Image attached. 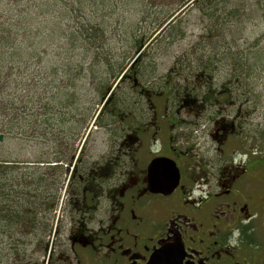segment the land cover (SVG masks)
I'll list each match as a JSON object with an SVG mask.
<instances>
[{"label": "trees", "instance_id": "obj_1", "mask_svg": "<svg viewBox=\"0 0 264 264\" xmlns=\"http://www.w3.org/2000/svg\"><path fill=\"white\" fill-rule=\"evenodd\" d=\"M194 1L159 0L162 8L156 25L140 32L138 8L147 9L149 3L145 0H0V135H5L0 141V264H32L24 261L31 248L33 253L37 252L31 256L33 264H45L48 249L60 245L65 234L78 223L76 203L80 195L73 188L81 185L79 193L84 194L83 188L90 182L80 179L77 173L64 190L65 164L72 161L79 149L75 142L80 125L90 114L106 130L108 139L102 149L87 145L86 155L113 165L122 161L112 149L120 145L121 138L118 143L117 138L123 137L122 127L130 118L128 126L133 132L140 128L142 134L151 136L153 122L159 121L164 113L169 117L177 115L176 104L185 107L182 98H206L209 107H214L228 99L230 92L231 98L243 91L248 98L253 97L251 85L255 80L250 77L251 68L259 63H249L238 53L231 70L234 75L228 80L231 87H226L224 82L222 91L213 76L226 63L218 55H209L207 62L198 64L195 86L189 77H185L186 83L173 80L175 67L170 69L163 85L159 83V88L163 87L161 91L158 86L135 77L134 69L138 67L132 66L134 62L130 64L131 58L142 53L151 39L160 41L164 37L162 32ZM191 69H195L193 62ZM129 70L132 73H127ZM81 75L93 83L90 96L79 94L86 87L80 83L88 81L80 79ZM129 78L135 81L132 89L146 96V108L151 96L147 90L161 101L157 117L144 114L141 107L135 110V100L126 104L114 94L118 83ZM127 114L130 118L125 117ZM187 114L186 119L177 116L171 120L176 124L173 132L179 138L183 136L184 141L187 137L193 140L200 128L193 114ZM119 118L121 126H115ZM38 134L53 142L54 146L48 147L51 157L39 156L41 160L19 166L16 159L23 148L18 150L17 146ZM88 137L89 134L87 140ZM188 142L191 141L187 140L185 145ZM88 173L89 165L86 177ZM89 187L85 193L92 196ZM58 210L65 211L67 221H61Z\"/></svg>", "mask_w": 264, "mask_h": 264}, {"label": "flooded vegetation", "instance_id": "obj_2", "mask_svg": "<svg viewBox=\"0 0 264 264\" xmlns=\"http://www.w3.org/2000/svg\"><path fill=\"white\" fill-rule=\"evenodd\" d=\"M146 92L154 96L144 114L157 117L161 101ZM243 92V99L230 92L214 107L206 98H182L185 107L176 104L177 115L164 113L153 122L151 136L140 128L133 132L127 114L121 143L112 149L120 163L100 162L80 147L65 164L64 190L77 173L90 187L84 194L81 185L73 188L80 195L79 221L48 249L45 264H264V141H233L256 112L245 106L242 113L243 105L256 103ZM190 112L203 129L185 145L171 120ZM156 156L173 159L179 169L168 193L149 187L148 166Z\"/></svg>", "mask_w": 264, "mask_h": 264}, {"label": "rangeland", "instance_id": "obj_3", "mask_svg": "<svg viewBox=\"0 0 264 264\" xmlns=\"http://www.w3.org/2000/svg\"><path fill=\"white\" fill-rule=\"evenodd\" d=\"M145 1L149 3L147 9L144 6L138 8L140 32H147L156 25V20L160 17L162 8L159 0ZM175 2H178V0H175ZM173 3L169 6L172 7ZM162 33L164 37L160 41H158V38L153 41L151 39L145 44V50L140 54L136 53L130 61V64L134 62L132 66L137 64L138 67L134 69L137 73L135 77L142 79L144 83L148 82L149 85H156V88L158 86L159 91L163 88H159V83L161 82L163 85V81L168 78L167 74L172 67H175L174 74H176L173 80L186 83L188 78L185 81V77H189L191 85L195 86L196 83L198 85L197 66L199 63L207 62L209 55H218V58L222 57L226 62L213 75L214 82L217 83L221 91L224 82L226 87H231L228 80L233 77L231 75H234L231 70L234 67V57L237 56V53L249 63H259L251 68L252 73L250 75L255 80L251 85V89L256 103L246 105L247 108L253 110L255 107L256 112L252 115L253 118H248L249 121L238 131L240 137L234 136L233 141H236L238 145L261 142L264 139V0H196L191 4H187L185 9ZM229 53L231 57H226ZM192 62L195 69H191ZM127 73L132 72L129 70ZM180 76L182 77L178 80ZM80 77V79L88 81L85 84L80 83L81 86L86 87L80 90L79 94L90 96L92 94L90 87L93 86V83L83 75ZM146 79L151 80V82ZM156 79L158 81H155ZM133 84H135V81L132 78L122 80L113 92L123 98L126 104H130L135 100L137 103L134 106L135 110L139 107L144 108L147 104L146 96L135 89L133 90ZM226 87L224 88L229 91ZM245 96V92L235 95L240 99ZM106 99L107 97L103 100L102 106L105 104ZM98 107L99 105L96 104L95 110ZM92 117L90 114L89 118L84 119L83 124L80 125L82 127L75 146L89 145L102 149L107 145L106 130L98 125ZM199 123V129H203V122L200 121ZM115 126H121L120 118ZM190 126L187 130L190 129ZM245 136L247 138H244ZM205 138L208 137L205 136ZM49 139L38 134L30 137V139L22 140V143L17 146L18 150L21 146L23 148L20 158L16 159L19 161L17 164L28 166L31 165L30 162L37 159H46L47 156L50 158L52 152L48 147L54 145L53 142H49ZM54 142L57 144L55 139ZM8 146L12 150V144L9 143ZM39 156L41 159L38 158ZM39 164H42V162H39ZM58 212L60 214L59 210ZM67 218V216L60 214V219L63 221H67ZM31 250L28 259L25 258L24 261L33 264L34 260L32 261L31 256L32 254L36 255L37 252L33 253L34 250L32 248ZM23 258L21 257V259ZM16 264H19V262Z\"/></svg>", "mask_w": 264, "mask_h": 264}, {"label": "water", "instance_id": "obj_4", "mask_svg": "<svg viewBox=\"0 0 264 264\" xmlns=\"http://www.w3.org/2000/svg\"><path fill=\"white\" fill-rule=\"evenodd\" d=\"M3 135H0V141ZM179 180V169L176 162L165 156L154 157L148 166V182L152 191L168 193Z\"/></svg>", "mask_w": 264, "mask_h": 264}]
</instances>
